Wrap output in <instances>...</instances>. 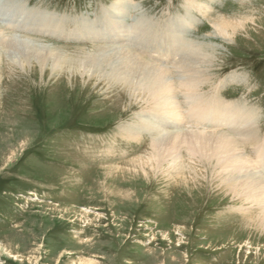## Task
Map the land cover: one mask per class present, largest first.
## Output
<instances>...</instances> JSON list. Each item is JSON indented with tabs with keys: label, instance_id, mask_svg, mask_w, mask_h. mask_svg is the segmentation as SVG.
I'll use <instances>...</instances> for the list:
<instances>
[{
	"label": "rangeland",
	"instance_id": "rangeland-1",
	"mask_svg": "<svg viewBox=\"0 0 264 264\" xmlns=\"http://www.w3.org/2000/svg\"><path fill=\"white\" fill-rule=\"evenodd\" d=\"M116 3L0 0V264H264V210L245 195L242 175L232 181L210 153L204 160L183 145L162 154L153 147L224 131L235 140L233 165L264 177V0H128L122 20L154 30L179 23L183 44L205 59L197 66L205 85L194 89L200 109L250 117L254 141L243 144L230 127H188L195 120L178 88L172 113L186 124L141 131L153 104L134 82L109 79L111 54L97 51L136 49L100 36ZM221 20L231 25L225 32ZM89 22H97L92 40L45 35L56 23L74 31ZM27 46L50 59L32 58Z\"/></svg>",
	"mask_w": 264,
	"mask_h": 264
},
{
	"label": "bare ground",
	"instance_id": "bare-ground-1",
	"mask_svg": "<svg viewBox=\"0 0 264 264\" xmlns=\"http://www.w3.org/2000/svg\"><path fill=\"white\" fill-rule=\"evenodd\" d=\"M116 1H117V3H116V5H114L112 7L111 12L109 14L106 13V16L104 17L105 24L101 28V30L103 31V34L100 32V36L104 39L103 40L104 43L113 44V45L118 43V42L121 45L123 43V41H125V40L134 42V44H136V49L138 48L137 50H138L139 56H137L136 53H132V51L136 50L133 47H126V48L123 47V49H121V51L119 49L117 51L115 50L116 52L113 51L111 46L110 47H104V48L101 47V48H98V49L96 48V49L99 52V54H100V51L108 53L107 56L109 55V53L111 54L110 55L111 56L110 63L108 65L109 70L107 71V72H109L107 74L109 79L115 80L117 86L119 85V82H121L124 85H126V83H127L130 86L129 88L134 87L133 85H132V87L130 85L131 83L134 82L133 84L136 86L135 87L136 89L134 92L139 91L140 93H146L148 95V97H147L148 100L150 101L151 104H153V106H154V109L152 108L153 112L150 114V116H146V118H145V120H148L150 122V124L148 125V128H146V127L142 128L144 126V124H143V126L141 127L142 128L141 131L147 129L146 132L152 133L156 129H161L162 127L160 128V124H164L165 121L167 122L168 126H171V127L173 126L172 129L175 128L174 126L181 127L182 125L186 124V119L184 116L172 113L175 105H177V107H179L178 103L176 102V95L178 94L176 92L179 90L181 92L180 96L182 97L183 103L187 109L186 113H185L186 116L191 121L195 120V122H192L193 124L191 123L188 127L191 128L193 126L195 127L197 125H201L203 123V121H205L207 119L208 114L206 113V109H200V107H199L200 97H199V95H196L195 92H197L196 90H197L199 85H201V86L205 85L204 82L201 81L202 80V74H200L198 69H197L198 68L197 66L201 65L202 62L205 60L203 58L204 56L200 55L196 51H191V50L187 49V47L183 44V42L181 40L183 33L181 32L182 29L180 28V26L178 27L179 23L174 24L172 22L174 24L172 27L168 28L166 26L168 30H165L164 28H163L164 30H162V29L154 30L150 24H147V23L143 24L140 22H139V24L134 23L133 25H125L124 21H122V20H124V18H125V8H126V3L128 2V0H116ZM199 6L201 9H204L203 5L200 4ZM206 10H207L206 12H209L211 9L209 7ZM34 15H36V14H34ZM38 16H37V18H38ZM52 18H53V16H52ZM113 19H118V24L113 22ZM216 20H217V18H216ZM222 20H223V18H222ZM59 21H61V20H59ZM96 23L97 22H89V24H87V26L85 25V28L84 27L79 28V24H76L78 26L74 31L73 30L72 31H65L63 28H61V26L59 27L56 23L55 25L50 26V30L46 31L49 33L45 34V35H50L52 37L55 36V38L63 35L64 37H66L63 39H70L71 37H73V38L75 37V40H78V41L92 40L93 39L92 27H95ZM214 23H216V22H214ZM180 24H183V23H180ZM163 25H164V23H163ZM216 26L222 32H225L226 28L227 27L229 28V26H231V25L228 24L227 22L222 21L219 25H216ZM190 28L191 27H186V30H189ZM230 28H232V27H230ZM217 33H219V32H217ZM57 39H61V38H57ZM30 40L31 41H29V42H32V39H30ZM97 42L98 41H93V43H97ZM104 45L106 46V44H104ZM122 45H124V44H122ZM42 46H44V45H42ZM48 47H49V45H48ZM60 48H59V50H60ZM119 48H121V47H119ZM26 50H27L26 52L30 53V56L32 58L33 57L39 58V61L41 60L40 58L48 59V60L50 59L49 58L50 55L46 56L47 54H44L45 51L42 49H39L36 47L35 48L34 47H28V49H26ZM61 51H63V50H61ZM101 56H102V53H101V55H99V57H101ZM103 56H104V54H103ZM107 56H104V57H107ZM89 57H92V56L90 55ZM209 58H207V59H209ZM53 59L56 62H58L57 59L62 60V58L60 56H56ZM85 59H87V58L85 57ZM107 59H108V57H107ZM93 60H95V58ZM113 60H115V61L113 62ZM211 60H212V58H211ZM111 62H113L114 64ZM169 62H170V64H172L171 67H167ZM93 63H94V61H93ZM77 64L79 66H83V64H81L80 62ZM209 64L210 63H208V65ZM205 67H207V65ZM175 81L178 83V85L176 84ZM206 83H208V82H206ZM175 88L176 89L178 88L179 90H175ZM194 89H196V90H194ZM180 105H181V103H180ZM215 111H217V110L214 107L212 109V112H215ZM225 111H226V114L224 116V120H226V121L223 123V125L221 124L222 121L220 122V120H222V119L218 118V120H217L216 119L217 117L216 118L213 117V120L211 121L210 124L211 125L214 124L218 127H225L226 126V128H228V127L231 128L233 126V124L235 123V121H237V124H239L238 127H235L232 130L230 128H228V130L230 132L234 133L235 135H237L238 137H240V139L243 138V140L241 139L240 141H244V142L246 141L247 143L248 142L253 143L255 133L250 132L251 129H254L252 127L253 125L251 124L250 117H248L247 115L241 114V112L233 111L232 109H228V108ZM215 114L217 115V113H215ZM169 118L170 119L172 118V120L170 121ZM137 125H138V123H137ZM193 128H192V130H193ZM182 129H179V130L182 131ZM196 129H197V127H196ZM210 129L212 130V128H210ZM222 129H220V130H222ZM175 130H176V128H175ZM214 130H216V128ZM133 131H134V129H133ZM127 132H129V131H127ZM162 134H164V133H162ZM176 134H178V133H176ZM149 136H150V134H149ZM174 136L176 138H171L172 137L171 136L170 138H165V137L161 138L162 140H160V141H158V139H157L158 142L156 141L157 143L154 144V146H153L154 149L158 153H160V152H162V153L171 152L172 153L175 150H178L180 145H183L187 149L188 153L190 154V157H197L200 159L204 158V160H205L207 157V153H210V155L208 156V160H211L212 158L213 159L216 158V160H218V161L224 160V162L222 164H224L226 166L225 167L223 165L222 166H223L224 170H226V173H228L227 176H230L232 181H235V180L239 179V178L236 179L237 176L242 175V179H244V181H243L244 183H242L241 186H242V188L244 187V189H245V190L243 189L244 191H248L247 193H245V195L247 196V198L249 200H252V202H254L255 204L260 205V207L264 210V181H263L264 177L261 178V176L259 177L256 173L250 174L248 171L249 167L245 166L246 163H244L238 167L233 165V160L231 161V159H233L232 155H234L232 153H234L236 151V145L234 143L235 140L232 141L230 139V137H228L222 133L215 132V131L214 132L212 131L210 133H198V134L192 133L191 136H181V135H177V136L174 135ZM166 139H169V140L166 141ZM150 141H151V139H150ZM150 144H152V142ZM241 144H243V143H241ZM162 153H160V154H162ZM259 153H260V156L258 157L259 158L258 165H260V168L258 167L259 175H260V173L261 174L263 173V175H264V148ZM241 157H243V156H241ZM147 158H149V157H147ZM141 159H142V157H141ZM242 171H244L245 174H243Z\"/></svg>",
	"mask_w": 264,
	"mask_h": 264
}]
</instances>
